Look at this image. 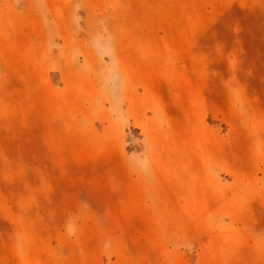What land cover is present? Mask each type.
<instances>
[{"label": "rangeland", "instance_id": "rangeland-1", "mask_svg": "<svg viewBox=\"0 0 264 264\" xmlns=\"http://www.w3.org/2000/svg\"><path fill=\"white\" fill-rule=\"evenodd\" d=\"M0 264H264V0H0Z\"/></svg>", "mask_w": 264, "mask_h": 264}]
</instances>
